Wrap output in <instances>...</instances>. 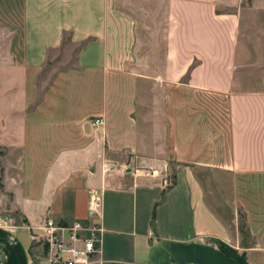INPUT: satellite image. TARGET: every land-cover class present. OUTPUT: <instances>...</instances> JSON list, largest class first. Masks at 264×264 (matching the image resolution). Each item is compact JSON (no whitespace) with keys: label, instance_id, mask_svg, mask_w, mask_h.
Here are the masks:
<instances>
[{"label":"crops","instance_id":"0c3cea01","mask_svg":"<svg viewBox=\"0 0 264 264\" xmlns=\"http://www.w3.org/2000/svg\"><path fill=\"white\" fill-rule=\"evenodd\" d=\"M48 217L105 264H264V0H0V264H49Z\"/></svg>","mask_w":264,"mask_h":264},{"label":"built area","instance_id":"2783aa9c","mask_svg":"<svg viewBox=\"0 0 264 264\" xmlns=\"http://www.w3.org/2000/svg\"><path fill=\"white\" fill-rule=\"evenodd\" d=\"M103 118L95 120L96 124L103 123ZM166 188L173 185L165 179ZM103 209V198L98 190H92L88 215L91 219L99 217ZM89 233V235L86 234ZM102 227L97 221L88 226L80 221L72 224L56 223L48 217L43 223L42 233H36L34 240L45 248V258L49 264H105L100 255Z\"/></svg>","mask_w":264,"mask_h":264},{"label":"rangeland","instance_id":"374dc122","mask_svg":"<svg viewBox=\"0 0 264 264\" xmlns=\"http://www.w3.org/2000/svg\"><path fill=\"white\" fill-rule=\"evenodd\" d=\"M224 10H227L224 9ZM244 35V32H243ZM76 52H77V47H74L72 43L70 42L69 37L66 38L64 42V46L58 51L57 53L54 54L53 60L48 63L46 72L44 73L45 75H53L54 71L56 70H62L65 68H68L69 66H72L75 64V57H76ZM209 176V177H208ZM204 178H210V175L204 174ZM240 224L242 227V240L245 242V244H250L251 240L250 237H248V233L244 227V216L242 212H240ZM37 243V241H36ZM239 256L243 257L244 252L238 250Z\"/></svg>","mask_w":264,"mask_h":264},{"label":"trees","instance_id":"16d2710c","mask_svg":"<svg viewBox=\"0 0 264 264\" xmlns=\"http://www.w3.org/2000/svg\"><path fill=\"white\" fill-rule=\"evenodd\" d=\"M173 184H174V182H173ZM244 227H245V229H246L245 222H244ZM240 231H241V233H242V227H241V224H240ZM246 231H247V230H246ZM247 233H248V232H247ZM248 237H250L249 234H248ZM218 243H219L220 248H221L226 254H228L229 256L234 257V258H235L240 264H248L247 259H246V256H245V253H244V256H243V257H240L237 249H235V248L229 246L228 244H226V243H224V242H222V241H218ZM244 244H245V242H244Z\"/></svg>","mask_w":264,"mask_h":264}]
</instances>
